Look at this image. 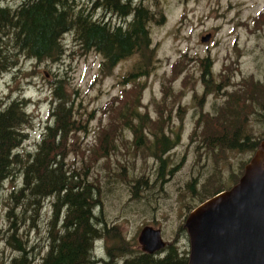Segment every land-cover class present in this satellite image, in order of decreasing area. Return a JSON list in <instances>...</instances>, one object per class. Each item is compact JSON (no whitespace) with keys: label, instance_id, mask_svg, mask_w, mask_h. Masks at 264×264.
<instances>
[{"label":"rangeland","instance_id":"rangeland-1","mask_svg":"<svg viewBox=\"0 0 264 264\" xmlns=\"http://www.w3.org/2000/svg\"><path fill=\"white\" fill-rule=\"evenodd\" d=\"M21 1L0 0V7L15 8ZM133 1L152 14L148 26L154 60L147 78L133 84L124 82L138 61L137 56L122 61L109 73L102 72V57L93 51L85 53L71 34L63 37L64 54L60 61L40 63L20 58L17 67L0 76V98L5 103L24 100L26 113L33 119L25 128L28 139L22 148L27 152L40 140L48 124L56 81L72 101L76 120H80L84 128L70 140L66 158L69 165L78 166L82 157L90 154L88 149L97 144L102 128H109L114 122L121 106L120 99L124 96L125 100V92L129 89L128 100L138 96L141 113L152 120L163 117L170 124L173 136L178 133L177 147L166 155V172L173 173L164 178L156 176L157 161L143 157L139 151L136 155L132 153L133 135L128 131H120L121 137L114 142L116 151L97 161L93 175L100 186V217L107 229L117 228L118 232H113L112 238L94 242V264H111V261L119 264L117 248L124 246V241L129 251H141L137 238L145 226L161 230L168 244L179 241L180 249L189 250L188 237L179 230L190 214H187L188 208L196 206L197 197L187 184L196 180L195 189L202 190L201 184L214 174V177L221 176L227 185L230 174H237L242 163L252 157L247 153L226 152L225 159L214 163L209 154L199 155V139L191 144L189 138L198 126L202 127L203 116L216 114L228 94L245 90L241 84L251 78L264 83V17L258 19L264 15V0ZM79 2L91 9L96 1ZM94 14L99 19L104 12L95 9ZM107 17L115 24L120 23L117 16L108 14ZM207 35H210L209 41L202 43L201 39ZM207 65L209 74L205 80L213 84L208 91L220 85L218 93H205L203 72ZM248 120L252 138H264V119L257 121L255 115H248ZM138 180L142 182L135 190L133 187ZM144 180L146 186L142 185ZM20 186L21 180L16 179L13 183H5L0 191V264H12L18 256L6 243L8 221L5 214L10 193ZM50 213V201H46L38 229L27 232L24 227L37 260L46 251ZM119 234L120 239H116ZM109 249L113 256L108 254Z\"/></svg>","mask_w":264,"mask_h":264},{"label":"trees","instance_id":"trees-1","mask_svg":"<svg viewBox=\"0 0 264 264\" xmlns=\"http://www.w3.org/2000/svg\"><path fill=\"white\" fill-rule=\"evenodd\" d=\"M93 1L96 2L91 9L80 5L79 0H23L15 8L0 7V76L17 67L20 58L40 63L60 61L64 54L63 37L71 34L85 53L93 51L102 57V72L109 73L122 61L137 56L138 61L124 82L133 84L147 78L154 60L148 26L152 14L133 0ZM95 9L103 10L104 15L96 18ZM108 14L117 16L120 23L109 21ZM261 17L264 15L258 19ZM207 74L209 67L203 72L205 93H218L222 88L220 85L212 92L208 91L213 84L205 80ZM55 85L48 124L40 140L28 152L22 145L28 139L25 128L33 119L26 113V102L15 99L5 103L0 98V191L5 183L21 180L20 188L12 190L9 195L5 214L8 221L6 243L18 254L12 264L95 263L94 242L112 238L113 232L118 231L117 228L107 229L100 217V186L93 170L97 161L116 151L114 142L123 131L133 135L134 155L139 151L143 157L157 161L156 176L164 178L173 173L166 172V155L177 147L178 133L173 136L170 124L163 117L152 120L146 113H141L140 98L134 96L128 100L130 89L125 92V100L124 96L120 99L121 106L114 122L109 128H102L97 144L88 149L90 154L82 157L76 167L67 164L70 140L84 128L82 122L76 120L77 113L61 83L56 81ZM241 88H245L242 93L234 91L225 97L226 102L215 115L203 116L204 123L197 128L199 134L194 131L189 138L191 144L199 139V155L209 154L214 163L225 159L226 152L252 156L264 141V138H252V127L247 123L248 115H255L257 121L264 119V83L251 78L241 84ZM248 162L242 163L237 174H230L227 185L221 176L214 177V174L201 184L202 190L195 189L196 180L189 182L187 188L197 197V203L188 208L187 214L237 184ZM141 182H135L133 189L136 190ZM142 185H147L146 180ZM46 201H50L51 209L46 251L37 260L24 227L27 232L38 229ZM179 231L187 238L183 227ZM120 237L119 234L116 239ZM178 244L179 241L167 243L162 253L149 255L139 250L129 251L124 241V246L117 248L116 258L120 259L119 264H188V249H180ZM108 254L113 256L111 249ZM29 258L32 260L28 261ZM111 264H117V261H111Z\"/></svg>","mask_w":264,"mask_h":264},{"label":"water","instance_id":"water-1","mask_svg":"<svg viewBox=\"0 0 264 264\" xmlns=\"http://www.w3.org/2000/svg\"><path fill=\"white\" fill-rule=\"evenodd\" d=\"M183 227L188 264H264V141L238 183L197 206ZM137 242L149 255L166 247L161 231L151 226L142 228Z\"/></svg>","mask_w":264,"mask_h":264},{"label":"flooded vegetation","instance_id":"flooded-vegetation-1","mask_svg":"<svg viewBox=\"0 0 264 264\" xmlns=\"http://www.w3.org/2000/svg\"><path fill=\"white\" fill-rule=\"evenodd\" d=\"M202 100H203V98H202Z\"/></svg>","mask_w":264,"mask_h":264}]
</instances>
